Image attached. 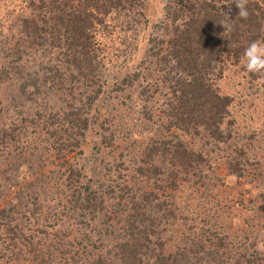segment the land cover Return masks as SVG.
<instances>
[{"label":"trees","instance_id":"16d2710c","mask_svg":"<svg viewBox=\"0 0 264 264\" xmlns=\"http://www.w3.org/2000/svg\"><path fill=\"white\" fill-rule=\"evenodd\" d=\"M144 1L0 0V264H264V127H238L219 83L264 44V0H166L141 47ZM94 126L115 157L89 175L78 159ZM211 153L241 191L207 177ZM194 169L230 225L214 219L188 255L154 248L150 197L173 204Z\"/></svg>","mask_w":264,"mask_h":264},{"label":"rangeland","instance_id":"374dc122","mask_svg":"<svg viewBox=\"0 0 264 264\" xmlns=\"http://www.w3.org/2000/svg\"><path fill=\"white\" fill-rule=\"evenodd\" d=\"M166 0H145L144 1V14L148 21L147 26L142 27L139 31L138 35V41L137 43L139 46H144L145 41L144 39L146 36H148L151 32V26L158 22L161 19V14L163 15L164 10V2ZM102 35V34H101ZM104 35V34H103ZM107 40V39H106ZM143 41V42H142ZM142 42V43H141ZM108 43V40H107ZM117 43V38H116ZM113 44V42H109L108 50L106 51L110 57V51L113 53V48L110 47ZM141 46V47H142ZM133 51V50H132ZM143 54V50L139 49L137 52L134 51L131 54H129V64L126 66L127 69L130 70V65H136L135 62H137L140 57ZM117 63H120L119 58ZM264 44L257 45L251 54L249 55V68L248 64L244 68V63H239L238 65L227 67L224 70V73L222 74V79L220 80V85L222 88L226 90L227 94L229 96L233 97V104L235 105V111L236 113L235 118H238V127H241L242 130L246 131L247 129L244 128V125H246V122H256L263 124L264 127ZM262 64V66H260ZM121 65V64H120ZM254 69L256 73L262 72V77L259 79V83L262 85L260 87V90H256V87L249 86L250 79L248 78V70ZM250 70V71H251ZM249 71V72H250ZM109 84H111V78L108 74L107 76ZM243 107L242 109H240ZM237 110H239L237 112ZM104 112V111H103ZM102 119L98 120V123H100ZM260 125V124H258ZM98 126H94L92 131L87 132V138L84 140L82 144V154L80 155L78 162L79 164H82L87 169V174L91 175L92 169H95L96 172L105 173L107 170L103 169L105 166L104 164L106 161H108V158H111V155L114 154L112 151L108 148L103 149L101 152H98L96 149V142H98L99 136L97 135ZM195 143L198 147V149L201 146H204V139L200 137L199 139L195 138ZM200 140V141H199ZM210 146H206V150L209 149ZM109 152L110 154H107ZM211 153L209 155L210 159V169L205 171L207 166L206 164L204 166V173L207 172L209 179L212 181H215L214 175L220 174V176L226 177L225 184L229 186L235 187V190L237 192L241 191L242 187L239 185L238 181L235 180L233 176H226V170H224V165L222 164L223 160H220L219 158L214 159L216 154ZM115 157V155H114ZM114 166V165H113ZM111 165H108V170L110 169ZM215 168L214 172L212 171V168ZM190 175L188 176H181L178 177V179H188L187 183H184L183 181L177 182V190H175L174 196L175 198L172 200L173 204L169 202V199L164 198L163 194L164 192L159 191L158 189H154L157 193L156 195L150 197L152 200L150 201V204L155 207L158 206V210H149L146 212V215L149 221L153 219V224H149L148 228H150L151 231H153V234H150V238L152 241V246L154 248H157L153 243H156L157 239L161 238L162 243L164 245V248L171 247V251H176L178 254H180L186 246L187 248L190 247L191 244H194V242H197V240H194L191 242L190 240L193 238L192 236L195 234L201 233V230L203 229H209L211 230L214 227L215 220H220V223H226L227 225H230L231 214H226L222 216V218L219 217V214H212L209 210V207L213 205L214 202L213 199L209 198V195L211 197L214 196V191L216 192V188L207 187L206 179H202L200 177V173L194 169V171L189 172ZM88 175V176H89ZM116 174H111V179L116 181ZM160 179H164V175L158 176ZM95 178V177H94ZM161 181L159 179L156 180V183H160ZM205 183V184H203ZM208 183V182H207ZM223 188V186L221 187ZM150 187L147 188L148 191H150ZM153 190V192H154ZM189 203V204H188ZM156 204V206H155ZM237 213L240 216H245L243 208L237 209ZM222 220V221H221ZM209 222L213 223V226L211 227ZM237 225L236 223L232 224V229H236ZM216 232L223 233V230H219L218 228L212 230ZM120 231H117V234ZM214 233V232H212ZM117 234H115L117 236ZM160 235V236H159ZM198 246V247H196ZM195 248H199V244L194 245ZM185 253L188 255V251L186 250ZM151 255V254H150ZM153 260V259H152ZM222 264H226L225 262H222Z\"/></svg>","mask_w":264,"mask_h":264}]
</instances>
